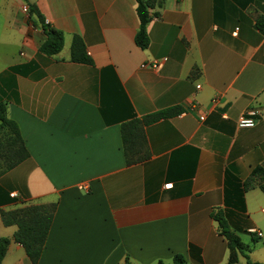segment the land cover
<instances>
[{"label":"crops","instance_id":"crops-1","mask_svg":"<svg viewBox=\"0 0 264 264\" xmlns=\"http://www.w3.org/2000/svg\"><path fill=\"white\" fill-rule=\"evenodd\" d=\"M29 5L64 33L59 54L40 52L46 36ZM136 7L0 0V98L29 153L0 175V239H11L2 264L32 263L1 212L51 204L38 264H229L217 213L239 239L262 233L241 241L261 262L264 194L258 180L245 184L264 167V115L238 122L264 109V0H167L144 51ZM75 36L92 64L71 60ZM163 58L160 71L142 67ZM174 107L184 112L144 128L149 158L127 165L122 126Z\"/></svg>","mask_w":264,"mask_h":264},{"label":"trees","instance_id":"trees-1","mask_svg":"<svg viewBox=\"0 0 264 264\" xmlns=\"http://www.w3.org/2000/svg\"><path fill=\"white\" fill-rule=\"evenodd\" d=\"M27 2V0H23ZM167 0H136V12L139 18L140 27L135 36L136 45L143 51L149 47V36L147 32L148 23L159 15V10L163 8ZM158 9V11H155ZM31 16H34L41 25L46 40L40 46V52L47 56L59 54L64 48L65 35L45 22L44 17L34 5H29ZM264 31V30H263ZM71 60L76 63L92 64V60L87 56L84 42L75 36L71 46ZM7 103L0 98V175L12 170L15 166L24 162L29 153L21 137L20 130L15 122L7 117ZM184 110L181 107L169 108L144 116L141 119H134L122 126L123 148L127 165H135L149 158L148 145L144 128L160 120L170 119L181 115ZM258 180L259 188L264 194V167L255 168L250 180L245 184L246 189L252 182ZM56 204L33 205L21 207L10 212H1L3 225L16 226L14 241L20 244L32 264H38L45 243L47 241L51 225L53 223ZM213 218L218 222L221 235L227 240L231 251L229 264L237 262L238 255H243L248 264L254 263L247 255V248L241 240L229 230L224 216L220 213L213 214ZM252 235V241L257 243L258 238ZM11 243L9 238L0 239V264H2L7 249ZM174 264H187L182 255L173 257ZM126 264H129L128 262ZM159 264H164L159 262Z\"/></svg>","mask_w":264,"mask_h":264},{"label":"built area","instance_id":"built-area-1","mask_svg":"<svg viewBox=\"0 0 264 264\" xmlns=\"http://www.w3.org/2000/svg\"><path fill=\"white\" fill-rule=\"evenodd\" d=\"M166 62H167V58H163L160 60L153 61L149 64H144L142 67L143 68H151L153 70L160 71L164 67ZM199 88H200V86H198V89ZM261 114L264 115V109L261 111H253L252 110V111H249V112L243 114L241 116V118L239 119V122H238L239 126L243 127V128L254 127L256 125V117L261 115ZM200 118H201V121L204 120L203 116ZM81 189L87 191V189L85 187H82ZM250 232H251V234L256 235L258 238H262V233L258 230H251Z\"/></svg>","mask_w":264,"mask_h":264},{"label":"rangeland","instance_id":"rangeland-1","mask_svg":"<svg viewBox=\"0 0 264 264\" xmlns=\"http://www.w3.org/2000/svg\"><path fill=\"white\" fill-rule=\"evenodd\" d=\"M240 239L246 245H251V246L253 245V241H252L251 237L249 235H247V234H241L240 235ZM259 255H260L261 258L263 257L261 259V262L260 263L261 264H264V254L259 253Z\"/></svg>","mask_w":264,"mask_h":264}]
</instances>
